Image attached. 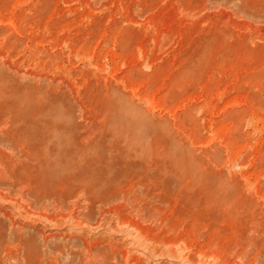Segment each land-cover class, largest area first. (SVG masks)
Wrapping results in <instances>:
<instances>
[{
  "label": "rangeland",
  "instance_id": "374dc122",
  "mask_svg": "<svg viewBox=\"0 0 264 264\" xmlns=\"http://www.w3.org/2000/svg\"><path fill=\"white\" fill-rule=\"evenodd\" d=\"M0 264H264V0H0Z\"/></svg>",
  "mask_w": 264,
  "mask_h": 264
},
{
  "label": "bare ground",
  "instance_id": "6f19581e",
  "mask_svg": "<svg viewBox=\"0 0 264 264\" xmlns=\"http://www.w3.org/2000/svg\"><path fill=\"white\" fill-rule=\"evenodd\" d=\"M73 171V170H72Z\"/></svg>",
  "mask_w": 264,
  "mask_h": 264
}]
</instances>
